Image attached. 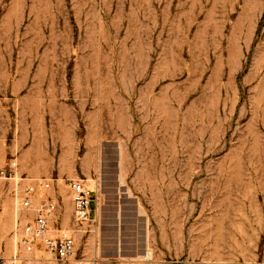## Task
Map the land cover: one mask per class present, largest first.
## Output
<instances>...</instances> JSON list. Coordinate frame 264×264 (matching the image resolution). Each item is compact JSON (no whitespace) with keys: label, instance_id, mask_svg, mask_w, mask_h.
I'll use <instances>...</instances> for the list:
<instances>
[{"label":"rangeland","instance_id":"obj_1","mask_svg":"<svg viewBox=\"0 0 264 264\" xmlns=\"http://www.w3.org/2000/svg\"><path fill=\"white\" fill-rule=\"evenodd\" d=\"M11 158L65 226L67 181L97 184L70 264H264V0H0ZM11 183L3 258L26 213Z\"/></svg>","mask_w":264,"mask_h":264},{"label":"built area","instance_id":"obj_2","mask_svg":"<svg viewBox=\"0 0 264 264\" xmlns=\"http://www.w3.org/2000/svg\"><path fill=\"white\" fill-rule=\"evenodd\" d=\"M15 167L14 160L5 163L0 179L12 177ZM48 188L47 182H35L13 190L12 197L26 213L16 221L14 253L7 258L0 257V264H70L75 254V237L95 235L99 231L97 184L90 186L82 179L68 181L72 204V226L68 229L54 227L58 205L38 194V190Z\"/></svg>","mask_w":264,"mask_h":264},{"label":"crops","instance_id":"obj_3","mask_svg":"<svg viewBox=\"0 0 264 264\" xmlns=\"http://www.w3.org/2000/svg\"><path fill=\"white\" fill-rule=\"evenodd\" d=\"M11 151H15V147H13L11 149ZM11 160H14L15 164H16V167L12 170V177H10L9 179H7V181H10L12 182L11 184V192H13V190L20 186V187H23L24 185L26 184H34L35 182H47L49 184V188L47 190H38V194L39 196H43L45 198H48L49 200H51L52 202L56 203L58 205V215L55 217V220H56V224L54 225L55 228H58V227H62V228H70L72 226V214L70 215V220H69V224L67 226L64 225L63 223V220H62V209L60 207V203L58 202V200L56 199V197L54 196L55 194H53V185L51 184V182L47 179H43V178H35V177H31V176H28V175H19L18 177V173H19V169H18V164L16 162V159L15 158H11L10 160L8 161H4L3 162V165L2 167H0V170H2L4 168V164L5 163H8L9 161ZM8 173H9V170H8ZM70 180H73V179H70ZM68 180V181H70ZM67 181V183H68ZM67 187V186H66ZM67 192H68V195H69V191L67 189ZM70 198V196H69ZM71 202V201H70ZM98 216V220H99V214L97 215ZM51 264H57V263H51Z\"/></svg>","mask_w":264,"mask_h":264},{"label":"bare ground","instance_id":"obj_4","mask_svg":"<svg viewBox=\"0 0 264 264\" xmlns=\"http://www.w3.org/2000/svg\"><path fill=\"white\" fill-rule=\"evenodd\" d=\"M149 258H150V253L147 252V253H146V256H145V259L147 260V259H149Z\"/></svg>","mask_w":264,"mask_h":264}]
</instances>
